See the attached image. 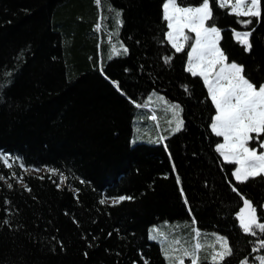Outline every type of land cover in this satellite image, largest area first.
Instances as JSON below:
<instances>
[{
	"label": "trees",
	"instance_id": "trees-1",
	"mask_svg": "<svg viewBox=\"0 0 264 264\" xmlns=\"http://www.w3.org/2000/svg\"><path fill=\"white\" fill-rule=\"evenodd\" d=\"M165 1L0 0V157L12 164L0 158V264H167L152 229L167 235L168 251L194 229L226 237L233 254L223 264L264 254L252 251L264 233H243L232 191L264 222V176L237 183L236 165L216 151L214 106L186 71L190 48L177 53L167 41ZM211 3L228 62L263 84L264 0L260 17ZM234 31L251 33L250 50ZM153 93L180 105L184 127L133 144L135 132L158 135L170 116L153 107L150 118ZM260 143L249 146L260 153ZM121 196L132 199L113 205ZM205 256L200 264H211Z\"/></svg>",
	"mask_w": 264,
	"mask_h": 264
},
{
	"label": "snow or ice",
	"instance_id": "snow-or-ice-1",
	"mask_svg": "<svg viewBox=\"0 0 264 264\" xmlns=\"http://www.w3.org/2000/svg\"><path fill=\"white\" fill-rule=\"evenodd\" d=\"M260 4L261 0H218L219 7L230 8L231 14L240 17H260ZM162 7L163 19L167 22V41L177 53L184 51L186 46L190 48L187 52L186 71L194 77L202 78L214 106L215 115L211 119L210 128L216 137L223 139V142L217 144L216 151L225 162L236 165L232 176L237 183H246L255 177L264 176V152L258 153L254 148L248 147L250 141H261L259 147L264 148V84L256 85L246 78L242 65L228 62L227 56L219 46L222 38L221 30L209 23L214 20L211 0H201L199 6H181L178 0H166ZM241 23L251 24L252 20H243ZM185 29L188 33H194L195 36L186 34ZM233 34L237 41L245 46V50L251 49L250 32L234 31ZM190 41L192 42L189 43ZM123 52L126 53L127 49L123 48ZM171 59L172 57L168 56L164 58V61L170 63ZM185 91L189 89L185 87ZM169 110L175 118L173 131H181L184 122L180 117L182 112L180 105L171 104ZM151 119L155 120L156 116L153 115ZM0 158L9 168L12 167L9 157ZM21 167H23L22 164ZM173 169L175 170V165ZM50 171L55 174V170ZM65 179L63 175L60 176L61 183ZM177 183H180L178 176ZM8 186L12 187L11 184ZM232 191L236 192L243 202L237 214L243 233L253 236H256L258 232L264 233V222H261V218L257 216L256 206L245 198L237 187L233 186ZM180 192L183 196L182 187ZM125 199L132 198L121 196L114 199L112 204L115 205ZM184 202L188 203L186 197ZM100 203L104 204L106 201L101 200ZM152 231V239H157L158 236L167 239L158 229ZM200 235L199 230L194 229L195 243L191 250L186 247L182 250L180 247L172 248L173 253L182 251V255H169L166 250L165 254L172 264H185V259L190 260V264H200L199 252L205 246L200 242ZM173 244L179 246L181 241L174 240ZM216 244H219V250L216 249ZM209 247L213 249L209 257L211 264H223L225 258L233 254L226 237L217 235L215 243ZM261 249H264V238L259 239V246L252 251L259 252ZM255 259L259 261V264H264V256H257ZM240 264H249V261L242 260Z\"/></svg>",
	"mask_w": 264,
	"mask_h": 264
},
{
	"label": "rangeland",
	"instance_id": "rangeland-1",
	"mask_svg": "<svg viewBox=\"0 0 264 264\" xmlns=\"http://www.w3.org/2000/svg\"><path fill=\"white\" fill-rule=\"evenodd\" d=\"M185 32H186V34H189V35H191L193 37L195 36L194 33H188L187 29H185ZM148 100L151 103V105L147 106V109H148L147 111L150 114V118L153 115H155L154 114L155 110L152 109L153 107H154V109H163V111H165V113L168 112V115H170V116L168 117L167 115H164V119L166 121L164 123H162L161 131L158 133V135H154V134L149 135V133L142 132V131H140V134H138L139 131L136 130L137 132L134 133V135L132 136V139H131L133 144L134 143H138L140 141L153 142V143H158L160 141L162 142V139H161L162 137L165 139L167 136L176 133V132L173 131V129L175 128V118L173 116V113L169 110V105L174 104V103L167 102L164 99V97L162 95L158 94V93H153V95H151L148 98ZM180 117H181V113H180ZM156 118L158 119V117H156ZM169 121H172V123H169ZM164 131H168V133H166ZM248 147H250L249 144H248ZM262 149H263L262 152H264V148H262ZM263 208H264V206H263ZM152 230H151L150 237L153 235V231ZM191 234H192V238H191ZM200 234H201L200 235V242H201L202 245H205V246L199 252V257H200L201 254L203 256H205V252H206L205 250L207 249L206 246L214 244L215 243V237L218 235V234L211 233V234H205V235L202 236L201 232H200ZM163 236L167 238V235L165 233H163ZM218 236H220V235H218ZM152 240H156L160 244V246L162 247V250H163V253H164V257H165V259L167 261V264H172V262L167 258L166 254H165V252L167 250L166 249V245H167L169 239H164V238L158 236L157 239H152ZM174 240L175 239H172V241H171L172 248L173 247H180L181 250H182L183 248L186 247L189 250H191L192 246L195 243L194 231L189 233L186 238L182 239L183 241H181V244L179 246H176V245L173 244ZM204 240H207V242H205V244L203 243ZM219 247H220L219 244H216V249L217 250H219ZM208 250H209V252H207V255L205 256V257H207V259H209L210 255L213 253V249L211 247H209ZM167 252H168L169 255H174V256L182 255V251L181 252H177V253H173L172 251H168L167 250ZM261 256H264V254L261 255ZM257 262H258L257 264H259V261H257ZM185 264H190V260L185 259Z\"/></svg>",
	"mask_w": 264,
	"mask_h": 264
},
{
	"label": "bare ground",
	"instance_id": "bare-ground-1",
	"mask_svg": "<svg viewBox=\"0 0 264 264\" xmlns=\"http://www.w3.org/2000/svg\"><path fill=\"white\" fill-rule=\"evenodd\" d=\"M166 2V1H165ZM207 242V241H206Z\"/></svg>",
	"mask_w": 264,
	"mask_h": 264
},
{
	"label": "crops",
	"instance_id": "crops-1",
	"mask_svg": "<svg viewBox=\"0 0 264 264\" xmlns=\"http://www.w3.org/2000/svg\"><path fill=\"white\" fill-rule=\"evenodd\" d=\"M223 158V157H222Z\"/></svg>",
	"mask_w": 264,
	"mask_h": 264
}]
</instances>
